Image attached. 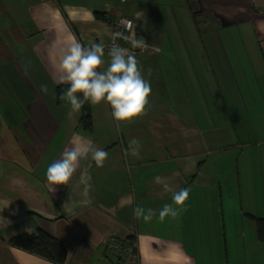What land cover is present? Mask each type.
I'll list each match as a JSON object with an SVG mask.
<instances>
[{
  "label": "crops",
  "instance_id": "obj_1",
  "mask_svg": "<svg viewBox=\"0 0 264 264\" xmlns=\"http://www.w3.org/2000/svg\"><path fill=\"white\" fill-rule=\"evenodd\" d=\"M121 17L132 22L136 38L155 47L119 43L150 82V107L118 129L110 105L89 103L85 131L81 111L58 97V87H70L60 83L62 58L74 42L107 46ZM104 52L106 68L109 49ZM263 70L264 0H195L191 10L185 0H0V264H53L8 244L38 229L64 245L65 264H99L108 258V240L128 236L139 264H264L262 210L236 212L228 160L217 158L223 121L215 123L206 107L209 83L217 100L230 103L227 141L246 108L237 78L253 75L264 83ZM178 91L182 112L173 103ZM237 124L250 138L248 122ZM77 137L108 153L104 167L89 155L68 185H50L48 166ZM132 139L139 141L138 156L125 155ZM156 177L173 191L190 189L187 211L176 220L158 218L172 192ZM137 206L156 215L137 220Z\"/></svg>",
  "mask_w": 264,
  "mask_h": 264
},
{
  "label": "clouds",
  "instance_id": "obj_2",
  "mask_svg": "<svg viewBox=\"0 0 264 264\" xmlns=\"http://www.w3.org/2000/svg\"><path fill=\"white\" fill-rule=\"evenodd\" d=\"M126 0H122V3ZM124 27V31H114L112 39L114 43L109 50L107 67L104 59L105 46L103 42L89 41L85 47L79 42L72 43L62 58L60 65V83L70 85L67 91L60 96V100L67 101L72 111L79 112L85 103L100 105L102 102L110 105L112 116L117 121V128L130 124L133 120L143 118L149 110V97L151 95L150 82L144 78L143 69L139 66L134 54L129 49L116 44L118 39H124L132 48L146 50L143 37L136 38L135 29L131 21L121 20L118 26ZM148 74L151 75L149 69ZM47 92V86H42ZM82 94V95H77ZM72 146L66 148L62 158L51 163L46 172V178L50 185H68L80 167V162L89 155L98 168L104 167L108 153L97 148L91 141H83L79 137L71 142ZM139 155V141L132 139L129 148L125 151L127 156ZM157 184H163L166 192H172V203L165 204L159 211L158 218L163 222L166 218L172 220L187 211V201L190 195L189 188H181L173 191L170 186L156 177ZM16 213L14 212L13 215ZM137 220L143 218L145 222L151 221L156 213L152 209L137 206L133 210Z\"/></svg>",
  "mask_w": 264,
  "mask_h": 264
},
{
  "label": "rangeland",
  "instance_id": "obj_3",
  "mask_svg": "<svg viewBox=\"0 0 264 264\" xmlns=\"http://www.w3.org/2000/svg\"><path fill=\"white\" fill-rule=\"evenodd\" d=\"M190 2L195 4V0H190ZM240 19L241 17H239V20ZM218 20L221 19L219 18ZM115 31H119L116 24ZM125 35H129V33L125 32ZM173 37L175 39L178 38L177 32L173 31ZM119 43L126 46L128 45L130 49H134L131 44L127 43L125 40H117L116 44L120 45ZM109 44L105 46V49L110 50L111 46ZM151 48L155 47L149 46L147 49L151 50ZM139 50L145 51L141 49ZM162 52L163 55H171L170 50L163 48ZM168 63L175 64L176 61ZM262 72H264V70ZM254 73H257V71H254ZM179 79V77L173 78L175 82ZM237 84L242 94L241 99L243 97L246 108L241 110V116L240 119L238 118V121H236L237 119H234V123L232 124L233 136L229 137L227 141L226 138L228 129H226L225 126L231 125V119L225 116V111L227 112V116H230L227 110L230 107V103L227 99H222L220 95L217 100V95H215V93L211 90L209 83H207L206 89V107L212 115L215 123L218 124L223 121L222 124H220L222 125L220 136L222 138L221 149L223 150V153L219 154L217 158L228 160V163L226 164V172H228L227 176L233 184V197H231V200L236 205V212L239 214L240 207H242L244 208V214L248 213L251 215L255 212H261L259 211L260 208L264 216V83L261 77H255L252 75V77H238ZM164 96L165 94L161 92V98ZM181 99L182 92L178 91L173 97V103L177 105L175 109L179 112H182ZM209 99L212 100V102H208ZM219 114L223 119L220 120ZM246 121L248 122L249 130L251 132L250 138H247L244 135L239 124H237L240 123L243 125ZM224 145L229 148H226ZM237 176H239V181H236ZM221 177L226 179L224 172H221ZM258 177L260 179H258ZM242 183L245 184L247 190L244 191ZM238 188H241V192ZM225 191V184H223L222 192ZM243 193H245V195ZM239 198L243 199L240 200ZM245 208L248 209L247 212ZM263 226L264 222L261 221V225H258V230H260ZM237 240L238 243H241L242 238H237Z\"/></svg>",
  "mask_w": 264,
  "mask_h": 264
},
{
  "label": "trees",
  "instance_id": "obj_4",
  "mask_svg": "<svg viewBox=\"0 0 264 264\" xmlns=\"http://www.w3.org/2000/svg\"><path fill=\"white\" fill-rule=\"evenodd\" d=\"M192 1V0H191ZM188 9L191 10L192 3L190 0H185ZM96 18L99 17V13H94ZM68 87H58V97L63 93L64 91H67ZM82 95V94H77ZM90 105L89 103H85L84 106L80 109L81 116H80V126L83 128V130L88 131L91 129V111H90ZM258 225H261L262 220H258ZM264 222V221H262ZM119 241V240H118ZM124 243L127 244H134L135 238L133 236H128L127 238L121 240ZM8 244L11 247L21 249L23 251H26L30 254L36 255L40 258H43L49 262H52L53 264H65L66 261V249L64 245L54 237H52L50 234L46 233L42 229H38L35 234L29 235V234H20L17 236H14L8 240Z\"/></svg>",
  "mask_w": 264,
  "mask_h": 264
},
{
  "label": "built area",
  "instance_id": "obj_5",
  "mask_svg": "<svg viewBox=\"0 0 264 264\" xmlns=\"http://www.w3.org/2000/svg\"><path fill=\"white\" fill-rule=\"evenodd\" d=\"M130 21L126 18H118L116 20V25L119 26L120 21ZM119 28V27H118ZM119 31H125L124 27L119 28ZM124 40V39H118ZM117 40L115 41V43ZM114 43L113 39L110 40V46ZM106 251L108 258L100 262L99 264H139V257L137 253V246L136 243L130 245L124 243L121 240H113L110 239L106 242Z\"/></svg>",
  "mask_w": 264,
  "mask_h": 264
}]
</instances>
